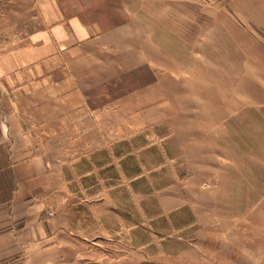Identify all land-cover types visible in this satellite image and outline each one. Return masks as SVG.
<instances>
[{
	"label": "rangeland",
	"instance_id": "1",
	"mask_svg": "<svg viewBox=\"0 0 264 264\" xmlns=\"http://www.w3.org/2000/svg\"><path fill=\"white\" fill-rule=\"evenodd\" d=\"M61 2L98 28L72 50L84 103L33 136L82 264H264V0ZM38 19L0 0V41Z\"/></svg>",
	"mask_w": 264,
	"mask_h": 264
},
{
	"label": "crops",
	"instance_id": "2",
	"mask_svg": "<svg viewBox=\"0 0 264 264\" xmlns=\"http://www.w3.org/2000/svg\"><path fill=\"white\" fill-rule=\"evenodd\" d=\"M30 1L39 24L0 41V264H82L89 252L82 249V225L45 216L39 192L48 168L33 128L48 127L38 118L50 112L81 109L72 50L90 43L98 28L67 15L79 10L61 0Z\"/></svg>",
	"mask_w": 264,
	"mask_h": 264
}]
</instances>
